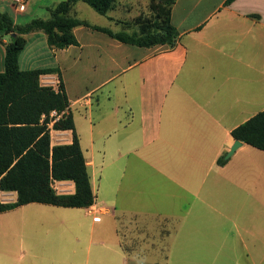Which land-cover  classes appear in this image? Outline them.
<instances>
[{
  "label": "crops",
  "instance_id": "crops-1",
  "mask_svg": "<svg viewBox=\"0 0 264 264\" xmlns=\"http://www.w3.org/2000/svg\"><path fill=\"white\" fill-rule=\"evenodd\" d=\"M39 1L17 17L2 1L0 13L24 26L64 0ZM226 1L175 0L173 47L128 45L85 27L73 30L78 46L62 50L42 32L25 36L20 68L60 71L91 207L101 213L94 221L88 208L41 204L1 213L0 264H264V152L241 143L217 164L235 142L232 130L264 110V0ZM111 12L77 2L70 14L110 29ZM0 40L2 72L9 38ZM54 133L52 146L71 143L70 131ZM52 187L74 193L71 182ZM102 217L119 218L108 236Z\"/></svg>",
  "mask_w": 264,
  "mask_h": 264
},
{
  "label": "trees",
  "instance_id": "trees-1",
  "mask_svg": "<svg viewBox=\"0 0 264 264\" xmlns=\"http://www.w3.org/2000/svg\"><path fill=\"white\" fill-rule=\"evenodd\" d=\"M118 0H64L48 8L49 18L33 19L21 26L14 24L8 13H0V38L8 37L4 45V69L0 72V191L15 193L13 203L0 201V214L28 204H41L65 209H82L94 205L86 162L75 132L69 101L58 68L22 70L19 59L27 45L25 36L42 32L50 49L62 50L78 46L73 30L85 27L108 35L121 43L150 48L157 45L173 47L177 32L170 22L175 0L150 1L152 16L138 18L136 35L124 38L119 34L90 25L71 16L72 7L83 2L101 16L111 11ZM234 0H227L230 4ZM14 35V37H12ZM1 43V40H0ZM56 74L58 90L42 86L41 76ZM62 114L52 125L57 132L70 131V144L51 146L47 124L49 114ZM42 116H45L41 122ZM234 141H239L264 152V110L232 130ZM222 155L218 166L226 163ZM53 182H71L74 193L57 194Z\"/></svg>",
  "mask_w": 264,
  "mask_h": 264
},
{
  "label": "rangeland",
  "instance_id": "rangeland-1",
  "mask_svg": "<svg viewBox=\"0 0 264 264\" xmlns=\"http://www.w3.org/2000/svg\"><path fill=\"white\" fill-rule=\"evenodd\" d=\"M49 1H52V0H49ZM150 1L151 0H133L132 3L134 6H131V8H129L128 5L122 6L121 8L119 7V5H117V7H114L112 9L111 18H109L110 22L112 23L111 24L112 27H110V29H107V28H104V29L108 30L110 33L119 34L124 38L136 35L138 32V27H137L135 21L138 18H140V19H148L149 18L150 19L152 16V12L149 8L150 7ZM42 2H44V1L40 0L38 2V4H40ZM155 3L160 4V2H158V0H156ZM128 11H131V12L128 13ZM8 12H9V10H8ZM31 18H33V17H31ZM19 24H21V23H19ZM50 82H51V80L50 79L48 80L47 75L42 77L41 84L46 86ZM57 87H58V82H54V89L57 90ZM52 135H53L52 143L55 144L56 143L55 142L56 141L55 133L53 132ZM5 198L6 197H3L2 194H0V201H2V202L6 201L7 199H5ZM98 198H100V194H99ZM102 206L109 208L106 205H102ZM28 220H30L31 222L45 221L44 218L40 219L37 216H34L31 219L29 218ZM114 221H115V224L118 225L119 218H116L115 220H109L108 218L102 217V221L100 223V227L102 229V235L105 232L106 236H108L109 233L107 232L106 227H108L109 222L113 223V226H114ZM120 233L124 237L125 234H124L123 229ZM166 233L167 232L165 230L161 231L162 235H164ZM34 237L39 238V239H44L47 237V233L45 231H41L40 229H35ZM125 237H126V235H125Z\"/></svg>",
  "mask_w": 264,
  "mask_h": 264
},
{
  "label": "built area",
  "instance_id": "built-area-1",
  "mask_svg": "<svg viewBox=\"0 0 264 264\" xmlns=\"http://www.w3.org/2000/svg\"><path fill=\"white\" fill-rule=\"evenodd\" d=\"M2 1H6L10 5L16 17L18 15H23L24 13H26L28 4H29V0H0V2ZM56 82H58V79ZM42 86H45V85H42ZM46 87H52L54 89V83L50 82L46 85ZM54 90L57 91L58 87H57V90L56 89ZM68 110L69 109H65V111H63L62 113H68ZM61 115L62 114H57L56 111H52L50 112L49 117H48L49 123L47 124V128H48L49 135H50L51 146H52V140H53L52 134L53 132H55L54 130H52V125L61 117ZM45 118H46L45 116H42L41 122H43ZM88 213L94 216V221H98L99 220L98 215L101 213V211L95 210L92 207H88Z\"/></svg>",
  "mask_w": 264,
  "mask_h": 264
},
{
  "label": "water",
  "instance_id": "water-1",
  "mask_svg": "<svg viewBox=\"0 0 264 264\" xmlns=\"http://www.w3.org/2000/svg\"><path fill=\"white\" fill-rule=\"evenodd\" d=\"M12 37H14V35ZM240 147H241V142L235 141L231 149L229 150V152L225 155L224 159L225 160L229 159L236 152V150Z\"/></svg>",
  "mask_w": 264,
  "mask_h": 264
}]
</instances>
